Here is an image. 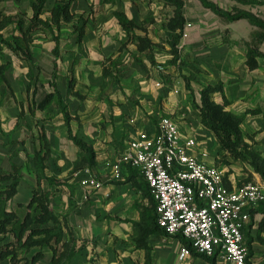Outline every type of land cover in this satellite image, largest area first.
Masks as SVG:
<instances>
[{"label": "crops", "instance_id": "1", "mask_svg": "<svg viewBox=\"0 0 264 264\" xmlns=\"http://www.w3.org/2000/svg\"><path fill=\"white\" fill-rule=\"evenodd\" d=\"M56 1L46 0L45 8L50 10ZM139 1H142L141 5H137ZM155 2L166 5H153ZM168 4L165 0H74L72 4L74 13L77 9L81 12L95 10V17L89 14L80 18L82 21L84 18L87 21L82 41L81 43L77 41L79 48H82L85 37L89 38L91 42L89 41L86 48L87 51L92 52L90 55L98 59L106 57L108 60L118 61L119 68L113 64L111 66L122 71L121 66L125 61L121 58L125 54V51L121 50L122 47L130 43L135 46V50L133 51L132 48L131 50L140 55L138 47L141 46L122 27L116 12H124L129 19H132L137 25L135 32L149 39L151 44L148 47L154 48L153 43L169 42L180 30L168 26L176 9L175 5ZM169 7L173 8L170 18L162 17L161 13ZM203 7L211 10L204 5ZM187 9L183 7L182 13L186 21H190L192 25L188 28V35L185 37L182 35L178 43L179 52L183 53L182 58L186 63L181 65L184 71L191 67L199 68V72L205 76L208 84H223V91L216 93L221 94L228 101V107L232 111L247 116L258 115L264 119V57H258L259 64L255 68H250L247 63L248 42L255 26L246 18L227 21L212 10L213 13L201 11L206 15L204 19L195 11ZM91 27L97 28V36L91 34ZM55 44L54 41L53 48ZM260 49L264 51V41ZM181 61L178 60L179 63ZM139 67L136 64L135 72L139 73ZM149 69L152 71V68ZM54 70L55 67L52 77ZM100 72L102 73V70ZM134 73L131 79L135 80L136 85L137 79ZM139 80L140 84L142 83L141 88H138V85L134 92L141 96L142 101H131L123 92L116 96L119 104L113 109L116 120L114 131L103 129L99 124L98 113L89 118L85 117L79 124L70 112L74 133L91 145L95 152L92 164L88 161L87 152L69 137L63 113L61 131L55 135L56 138L51 146L49 145L47 149L43 146L42 150L25 147L24 153L31 162L25 157H13L6 144L8 138H13L10 134L13 133L11 121L14 119L11 118L7 120V124L5 122L0 125V130L5 136L7 134L6 140H0V172H13L17 167L21 174L17 191L7 201L6 210L16 212L18 215L16 220L23 219L28 212L27 205L34 191L39 190L40 187L46 190L49 194V205L58 217L57 222L48 221L47 226L58 225L57 230H62L64 240L70 241L73 249L75 248L70 249L72 251L66 264H149L151 257L152 264H212L206 255L196 251L190 256L181 258L179 244L184 245L181 233L169 235L156 224L154 231L151 232L162 229L166 235L173 237L171 244L164 243L151 248V233L148 235L147 243L137 242V237L140 235L138 222L142 215L149 214L151 203L154 210L153 217L156 216L155 204L142 174L124 163L121 165L120 176L116 177L114 163L126 148L128 141L137 136L138 131L158 133L159 121L155 123L158 115L169 113L170 115L165 116L172 117L179 124L184 137H194L195 144L190 148V152L209 164L222 166L228 172L225 179L229 186L241 185L238 180L242 176L239 168L234 166V171L230 172L217 160L218 151L214 150L217 137L202 123L199 113L191 111L192 108L187 111L181 101H177L175 106L168 101V98L174 97L178 91L187 95L189 90L183 83L171 87L156 86V78H148L144 72ZM51 86L52 90L48 93L55 91L52 82ZM58 88L62 97L64 92H69L71 89L68 83H65L64 88ZM76 90L81 93L77 87ZM180 110H185L183 113L187 114V119L184 120L185 115H181ZM20 125H22L21 121ZM19 129L21 128L16 126V135ZM40 150L42 154H47L43 168L36 161V152ZM203 151H206L207 155H203ZM89 174L100 179L103 185L93 189L81 184V178ZM51 178L54 181H51ZM252 180L262 181L258 175ZM3 184L4 182L0 181V188ZM251 218L245 229L249 262L264 264V201L252 210ZM10 226L11 224H8L7 227ZM13 240L14 235L11 232L0 231L1 245ZM46 247L43 249V258L47 256L48 264H52L53 249L50 245ZM34 248L39 249L35 246L30 250ZM18 249L21 264L25 263L26 257H32L37 251L35 249L32 255H28L30 250L27 251L24 247ZM43 258L36 264H40ZM216 261L217 264H227L218 253ZM0 264H10L9 258H0Z\"/></svg>", "mask_w": 264, "mask_h": 264}, {"label": "rangeland", "instance_id": "2", "mask_svg": "<svg viewBox=\"0 0 264 264\" xmlns=\"http://www.w3.org/2000/svg\"><path fill=\"white\" fill-rule=\"evenodd\" d=\"M211 1L226 10H231L235 6L247 9L264 19V4L251 5L242 3L239 0ZM141 4L142 1L137 3V5ZM153 5L166 4L155 2ZM0 7L5 15L19 14L26 24L29 23L33 13L31 0H4L0 3ZM184 8L195 11L199 17L204 19L206 15L201 11L213 13L211 10L204 8L200 0H184ZM172 12L173 8L169 7L168 10H164L161 13V16L170 18ZM75 14V20L64 24L60 29L61 54L58 58V73L54 78L52 77L55 65L52 46L55 39L48 29L37 28L32 34V47L34 49V61L32 64L25 59L24 54L20 51H14L0 44V125L5 124V122L7 124V120H11V118L14 119L11 121L13 133L10 134L13 138L6 140L7 134L5 136V133L0 130V140L7 141L6 144L13 153V157L21 156L27 159L28 157L24 153L25 147L30 149L35 147L42 150L44 146L47 149L55 140V135L60 133V124L63 123V117L61 106L58 104L57 99L44 106L40 105V102L52 90V80H56L58 87L62 88H64L65 83L69 84L71 89L69 92H64L63 104L73 114L74 119L79 124L85 117L89 118L91 115L98 113L100 116L99 124L103 129L114 131L116 120L113 109L114 106L119 104L116 96L118 93L123 92L124 96L131 101H142L141 96L134 91H136L135 88L138 85V88H141L142 83L140 84L139 79L143 72L148 78H156V86L164 87L166 85L171 87V85L179 86V84L183 83L189 90L187 95L178 91L174 94V97L168 98V101L172 106L177 105V101H181L182 106H185L187 111H189V108H192L191 111H197L202 121L200 110L202 106L201 89L208 82L204 78L205 76L199 72V68L191 67V69L184 71L181 66L186 65L184 58H182L183 53L175 52L171 41L153 43L155 45L154 48H151V46L138 47L140 55L133 52L135 46L132 44L124 45L121 50L125 51V54L121 58L125 61H123L124 65L121 66L122 71H118L116 68H112L110 59L108 60L106 57L98 59L90 55L92 52L87 51L86 48L89 45V38L85 37L82 48H79L77 43V18L87 17L89 14L95 17V10L81 12L77 9ZM49 15L50 10L46 7L43 17L46 18ZM168 26H171L170 22ZM90 32L96 36L98 35V30L95 27H91ZM14 33L21 35L20 31L15 30L14 24L2 30V35L9 40L12 39ZM177 54H179L178 58L176 57ZM179 59L182 60L181 63L178 62ZM6 64H8L7 67H5ZM136 64L140 66L139 73L135 72V69H137ZM149 68H152V71ZM101 70L104 74L100 72ZM132 73L137 79L136 85L135 80L131 79ZM76 87L83 95L76 90ZM210 101L216 105H224L219 112L220 115H228L236 130L240 133L239 143L236 147L232 149L224 148L219 135L207 126L217 137L214 143V150L218 151L217 160L227 167L230 172L234 171V166L239 168L242 175L238 180L239 184L254 179L255 175H258L264 181V119H261L258 115L247 116L232 111L228 107L225 98L219 93L212 92ZM187 105L190 107H187ZM177 108L179 107L177 106ZM180 111L181 115H185L184 120L187 119V114L183 113L185 110ZM165 115L170 114L158 115L155 123ZM20 121L22 125H20ZM16 126L21 128L17 135L15 134ZM192 138L194 139V137ZM27 161L31 162L30 159H27ZM64 179L66 180L67 178ZM40 192L47 191L40 187ZM150 207L149 214L142 215L138 222L140 235L137 237V242L147 243L148 235L151 233V248L164 243L171 244L173 237L166 235L162 229L159 228L155 230L156 232H151L155 229V219L153 217L152 203ZM66 243L68 244H61L60 250L67 254L71 248L73 249V246L70 241ZM182 248L183 245L179 244L180 252ZM35 249L37 248L30 250L27 254L32 255L36 251ZM209 256L214 257L217 264V254ZM66 258L65 260H67ZM47 259L48 257L46 256L40 261V264H48ZM149 264H152V257Z\"/></svg>", "mask_w": 264, "mask_h": 264}, {"label": "built area", "instance_id": "3", "mask_svg": "<svg viewBox=\"0 0 264 264\" xmlns=\"http://www.w3.org/2000/svg\"><path fill=\"white\" fill-rule=\"evenodd\" d=\"M192 25L187 21L182 35ZM195 144L184 137L179 124L162 116L158 133L140 130L130 139L114 163L116 177L126 163L137 169L149 186L157 223L167 234L181 233L200 254H220L227 264H251L245 229L252 210L264 201V182L249 180L237 187L226 182L227 171L190 152ZM207 155L206 151L202 152ZM81 184L98 189L103 183L94 175ZM192 250L183 245L180 257Z\"/></svg>", "mask_w": 264, "mask_h": 264}, {"label": "trees", "instance_id": "4", "mask_svg": "<svg viewBox=\"0 0 264 264\" xmlns=\"http://www.w3.org/2000/svg\"><path fill=\"white\" fill-rule=\"evenodd\" d=\"M4 0H0V3ZM74 0H57L53 7L50 9V15L48 17H43L45 10L46 0H31V7L33 10L32 16L28 24L25 23V20L19 14H3L0 7V44L1 46H6L9 49L14 51H20L24 54L25 59H27L31 64L34 61V49L32 47L33 32L37 28H46L48 29L55 39V47L53 52L55 55L54 58V73L53 78L57 74L58 68V58L61 54L60 51V29L61 27L69 22H72L76 18V14L72 11V4ZM167 3L175 5V14L171 18V27L173 29L179 28V32L174 35V38L171 40L172 47L175 52H179L178 43L183 33V29L186 24V18L182 13L184 7V0H165ZM203 5L207 8H210L216 14L221 16L227 21H234L241 18L248 19L254 26L255 29L251 33V39L248 42V59L247 63L250 68H255L258 66V57H264V51L260 49L261 43L264 41V19L257 14L247 10L238 8L237 6L233 7L231 10H226L219 7L215 2L211 0H200ZM242 3L256 5L264 4V0H239ZM116 16L119 19L122 27L127 30L131 37L134 40H137L141 47L149 46L150 40L146 37H143L135 32L136 24L132 19H129L128 16L121 11L116 12ZM77 18L76 30L78 32L77 41L81 43L82 38L85 34V24L86 19L83 21ZM81 23V24H80ZM14 24L15 30L21 32V35L14 33L12 39H7L2 35V30L8 27L9 25ZM178 55L176 57L178 58ZM113 65H116V68H119V62L111 60ZM6 64L5 67H7ZM52 85L55 88V91L50 92L46 97L40 102V105L44 106L47 103L57 99L58 104L61 106V111L63 113L66 125L68 127L69 137L78 144L83 150L88 154V161L90 164L94 162L95 152L91 145H88L82 138H80L73 131L71 124V113L67 107L63 104L62 93L59 90L56 81H52ZM216 91H223V84L218 83L215 85L208 84L201 89V98L202 106L201 116L203 123L214 130L224 146V148H234L239 143L240 133L236 130V127L233 125L232 121L228 115H220V110L223 109L224 105H216L210 101V94ZM226 100V99H225ZM226 103L228 101L226 100ZM226 113V112H225ZM241 118V117H240ZM239 120V119H238ZM47 157V154H42L41 150L36 152V161L38 165L43 168L44 158ZM15 170L12 172H0V181H3L4 184L0 188V231L1 232H11L14 235V240L9 241L5 244H0V258H9L10 264H21V257H19L20 247H24L29 251L32 247H39V249L32 255V257H26V261L23 264H36L38 260L44 257V248L47 245H50L53 249V258L52 264H66V259L69 258L71 254L70 250L67 254L60 250L61 244H68L64 240V234L61 229H58V225L49 227L47 226L48 221L57 222L58 217L55 214L53 208L50 207L48 203V192L39 193V190L34 191V195L27 205L28 212L26 213L23 219L16 220L17 214L13 211L6 210L7 201L16 193L18 184L20 182L21 174L20 170L15 167ZM51 181L54 179L51 178ZM155 224L157 226V217L154 216ZM8 224L11 226L8 228ZM184 245L188 246L192 252H195L192 244L188 241L184 235L180 234ZM196 253V252H195ZM205 256V254H202ZM24 257V256H23ZM206 257L212 262L215 263L214 257L206 255Z\"/></svg>", "mask_w": 264, "mask_h": 264}]
</instances>
